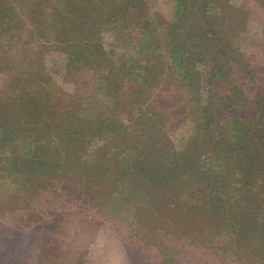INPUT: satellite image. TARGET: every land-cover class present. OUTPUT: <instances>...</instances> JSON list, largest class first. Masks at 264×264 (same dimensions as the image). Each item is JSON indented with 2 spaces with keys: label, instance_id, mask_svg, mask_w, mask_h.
<instances>
[{
  "label": "trees",
  "instance_id": "16d2710c",
  "mask_svg": "<svg viewBox=\"0 0 264 264\" xmlns=\"http://www.w3.org/2000/svg\"><path fill=\"white\" fill-rule=\"evenodd\" d=\"M137 1L0 0L3 57L18 45L25 17L34 19L32 38L40 43L25 76L8 83L12 76L0 69V96L18 102L11 123L0 118V180L13 186L3 208L24 203L45 216L50 200L70 215L101 204L107 218L147 230L141 235L158 264H264V69L242 47L264 41V24L230 39L213 18L237 0H180L172 20L161 23L138 14ZM95 5L105 29L122 33L121 42L140 54L118 56L77 37ZM163 23L170 31L159 38ZM131 27L138 32L126 34ZM51 51L62 59L48 58ZM207 52L208 70L201 71ZM130 76L136 91L126 97ZM60 81L72 86L78 109L53 105ZM224 81L228 92L212 90ZM223 106L237 113L215 119ZM219 120L223 128L214 130ZM189 184L194 201L185 199Z\"/></svg>",
  "mask_w": 264,
  "mask_h": 264
},
{
  "label": "rangeland",
  "instance_id": "374dc122",
  "mask_svg": "<svg viewBox=\"0 0 264 264\" xmlns=\"http://www.w3.org/2000/svg\"><path fill=\"white\" fill-rule=\"evenodd\" d=\"M179 1L138 0L137 13L148 14L159 23L163 19L170 21L178 12L176 6ZM219 2H222V4L226 3L225 0H219ZM237 4H233V8L227 12L225 10L218 11L213 18V20L220 23L223 34L228 35L230 39L241 37V30L246 31L247 28L249 32L259 30L264 24V0H237ZM26 9H28L27 4H24L20 10L25 12ZM48 9L51 10L52 7ZM50 13L47 12L46 16ZM227 16L234 22V29L226 25ZM30 19V17H25L26 26L23 29V35H21L18 45L16 47L13 46L11 49L8 48L7 52H4L6 53L5 57L0 51V69L5 68L8 72L7 76L9 78V75L12 76L8 83L14 80L15 76L26 75L28 72L25 70L27 68L26 63L30 57L34 58L37 55V51L40 48V43L33 39L34 37L32 38V30H34L32 28H35V23L32 24L34 19L33 22ZM104 19L105 15L100 6L90 7L80 21L81 27L77 37L102 42L109 51L111 50L112 53L117 55L123 52H127L129 55L132 52L135 55L140 54L133 51V46L129 48L125 43L121 42L123 41L121 39L122 33L106 30ZM248 19L254 28L246 26ZM168 23L161 24L159 38L167 36L170 31ZM135 31L138 32V29L131 27L125 33L130 34ZM247 43L242 44V47L247 48L251 58L254 56L253 63L259 66L260 69H264V41H257L249 46ZM160 53L161 55L163 53L166 54L167 49ZM57 54L62 53L51 51L47 56L50 59L60 61L62 57ZM208 55L207 52L205 60L199 63V70H208V61H210ZM134 78L130 76L125 82L124 91L126 97L133 96L136 91ZM105 81L107 79L103 80V82ZM60 84L63 87L60 94L61 97L56 98L53 105H57L59 110L75 109L77 104H74L72 97L69 95L72 93V86L63 85L61 81ZM104 86L107 88L109 81ZM230 88L231 84L229 81L217 82L212 85V90L218 93L228 92ZM5 100L4 96H0V118L5 117L3 124L11 123L12 120H10L9 114L14 109H18V102L13 98L8 104L5 103ZM51 109L55 110L56 108L52 107ZM217 113L215 119H221L236 114L237 110L229 106H223L218 109ZM132 127L135 126L132 125ZM222 128L223 125L220 120L213 127L214 130ZM132 148L130 147V150ZM1 162L2 157L0 158V165ZM77 165L83 168L85 162L78 161ZM12 189L13 186L10 182L0 180V264H76V262L77 264H158L160 259L158 252H156L149 237L141 235L147 230L143 227L134 228L131 225L132 223L116 220L112 216L107 218L104 213L100 212L101 204L94 206L92 208L93 211H87L85 214H61L53 207V201L50 200L44 203L45 216H40L37 211H30L28 207L26 210L24 203L22 205L15 204L11 210L5 211L3 208L5 206L4 198ZM184 193L185 199L189 201L195 200L191 199V197L196 198L198 196L190 184ZM61 222L70 224L67 230H65L66 223L61 226ZM60 227L62 231L57 230ZM36 228L44 229L45 232L48 229L50 230L45 235L34 234ZM48 244L50 245L49 248L47 247ZM43 252L52 256L45 255V257H42L41 254Z\"/></svg>",
  "mask_w": 264,
  "mask_h": 264
}]
</instances>
